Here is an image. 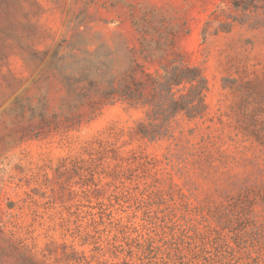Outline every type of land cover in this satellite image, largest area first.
I'll return each mask as SVG.
<instances>
[{
  "label": "rangeland",
  "instance_id": "obj_1",
  "mask_svg": "<svg viewBox=\"0 0 264 264\" xmlns=\"http://www.w3.org/2000/svg\"><path fill=\"white\" fill-rule=\"evenodd\" d=\"M0 264H264V0H0Z\"/></svg>",
  "mask_w": 264,
  "mask_h": 264
}]
</instances>
